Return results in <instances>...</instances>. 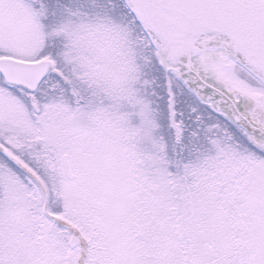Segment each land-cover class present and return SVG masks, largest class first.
Listing matches in <instances>:
<instances>
[{
	"label": "snow or ice",
	"instance_id": "obj_1",
	"mask_svg": "<svg viewBox=\"0 0 264 264\" xmlns=\"http://www.w3.org/2000/svg\"><path fill=\"white\" fill-rule=\"evenodd\" d=\"M0 264H264V0H0Z\"/></svg>",
	"mask_w": 264,
	"mask_h": 264
},
{
	"label": "rangeland",
	"instance_id": "obj_2",
	"mask_svg": "<svg viewBox=\"0 0 264 264\" xmlns=\"http://www.w3.org/2000/svg\"><path fill=\"white\" fill-rule=\"evenodd\" d=\"M124 32H125V36H127L128 38H131V30L130 29H125ZM130 53L133 57L136 55V53L134 52L133 49H130Z\"/></svg>",
	"mask_w": 264,
	"mask_h": 264
}]
</instances>
